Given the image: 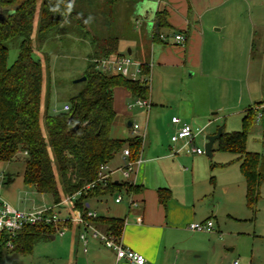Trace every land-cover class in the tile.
Masks as SVG:
<instances>
[{
  "label": "crops",
  "instance_id": "crops-1",
  "mask_svg": "<svg viewBox=\"0 0 264 264\" xmlns=\"http://www.w3.org/2000/svg\"><path fill=\"white\" fill-rule=\"evenodd\" d=\"M93 1L94 0H84L79 6L80 8H90L94 6ZM125 1L129 2V4L131 3L132 8H134L133 16L137 18L132 28L133 33L131 36L123 37L119 32V27L122 28L123 25L121 23L115 24L114 21L110 22V20L106 19L104 16H101L98 22H91V20H89L85 29H76L75 27V29H73L74 32H71V36L70 34H66L67 30H65V35H67L66 37L68 39V41L66 40V44H68L69 47H64L63 53L65 54L64 56H67L66 59H70L68 64H65L68 67L66 69L83 75L90 59L92 57H99L97 55L99 54L98 49L101 47L103 40L110 35L117 36L119 39V55L134 57L135 53L136 56L134 58L136 61L142 64L148 62L151 67V95L149 98L151 105L149 109L151 113L153 112V116L155 117L158 116L159 112H162V110L154 111L152 106L155 100H164L165 103H167V98L165 96L156 95V90H153V87L156 89V84L154 86V83H165V80L170 83L171 75L168 70L172 66L182 69L181 83H187V81L191 83V80L196 79L198 73H200V81L198 82L197 80L196 82L202 83L203 81L207 84L205 85L206 90L211 94V87L214 85L211 78L215 77L213 73L217 71L216 65L212 64V52L215 53L217 51V43L226 41L227 45L231 48L236 45L239 47L240 51L243 49V52L240 53V55H242V53L245 54L248 51L247 40H250L251 52V50L253 51L254 49L253 39L257 36V29H264V19L261 17L253 20L250 32H248L247 28L245 29L242 27V23H240L239 19L234 15V11L241 10L242 3L245 2L244 0ZM95 6L103 8L104 5L100 1V3L96 2ZM164 9L169 13V27L158 31L156 27V14L158 11ZM85 12L88 13L86 10ZM62 26H64V24ZM158 32L160 33V37L155 39L154 35ZM177 34L185 35L186 43L184 45L176 40L175 36ZM33 37H35V34ZM235 41L238 43L235 44ZM241 41H243L242 47ZM34 45H36L35 41ZM123 46L124 48H122ZM147 46L148 51L146 52L145 47ZM44 48V51H48V55H46L48 56V63L45 54L35 48V55L37 58L41 59L44 69L41 105V123L43 130L46 83L48 77L46 67L51 66V69L48 71H52L50 77L53 82V71H57V61L61 56H59V52L56 48L51 49L46 46H44ZM219 78L222 79L221 77ZM220 84L221 93H226L231 88L230 85ZM240 84L241 88L244 86V88H246L245 90L248 91L250 102L254 105L259 103L255 99L256 96L255 94L253 95L249 83ZM188 92L190 94V96H188L189 100L180 99L178 101V107L174 110L172 109L171 118L167 121V132L170 136H172L176 130V125L172 123V117H180L183 121L189 123L187 119L191 112L197 114L199 113L198 111H200L202 115H206L207 111L214 109V107H217V110L225 107L224 100H220L218 106H212L213 104L208 102L211 96L206 98L207 101H203L204 108L202 112V108H200L199 105H196L197 108L195 106H181V104L184 103L190 105L194 102L198 103L195 98L194 90L190 88ZM55 97L52 91L50 110L52 113L56 114L62 111L63 106L69 104V101H65L61 105L60 110L57 105L59 102ZM133 100L134 99L131 98V94L127 89L124 87L115 88L114 108L117 112V117L119 115H127L126 121H128L127 126L131 129V137L139 135L134 133L133 123L135 122L130 120L129 107L131 106L129 105ZM160 103L162 104L164 102L160 101ZM209 122H211V120ZM143 131L146 138L152 136L155 138L156 142L150 141L148 144H144L143 142V148L140 153L141 163L131 177L132 183L139 187V191L131 195L127 192L114 194L113 202L117 206V212H114L115 215L108 214L112 210L110 201L107 198L109 195L93 197L88 201L87 205L90 210L96 212L98 216L123 219L125 221L121 236L123 245L143 254L147 259V264H194L198 259L206 257V253L204 251L202 252V248L204 247L206 239H208V241L212 239V236L209 237L208 235L220 232L216 229L210 233L194 232L187 228L192 222H206L208 220L217 222L218 212L214 204V202L216 203V200L214 201V191L217 185L215 175L211 176L209 186L205 185L207 183L199 184L197 180L207 176L205 174L207 164L203 158L198 157L204 153H188L186 152V148L181 150L184 144L183 142L173 143L171 139V145L168 144L162 147L160 144V142H162L160 140V133L157 128L154 129V131L147 129L148 132L146 133V128L143 127ZM111 136L113 138H119L113 136L112 132ZM172 144H178V146H173ZM261 155L264 156V154ZM235 156L238 158L237 155ZM196 157L198 158L196 159ZM237 158L234 163H237L239 171L241 172L240 161H238ZM122 164L123 152L121 151L108 165L110 168L116 169ZM182 164L188 167L182 166ZM218 164L221 168H226V166H228L222 165L221 163ZM211 165L212 170L217 166L214 162H212ZM114 178L115 181H124L119 173L116 174ZM10 180L8 177V182ZM243 180L241 184L245 186L246 196L247 183L244 176ZM262 188H264V184L260 185V190ZM161 189L169 190L170 192V196L166 199V202L160 200L159 191ZM225 192H228L227 188H225ZM119 195L122 196V201L116 202V198ZM260 195L261 192L259 196ZM61 197V204L43 205L24 211L52 207L61 213L62 216H65L68 214V208L66 207L67 198L62 192ZM209 198L213 200V203L209 201ZM258 199H260V197ZM130 200H134L136 204H130ZM93 204L98 207V210L93 208ZM99 207H101V209H103L102 211L106 212L107 215L100 214ZM82 233L83 229L81 227L73 226L61 238L63 239L62 245L66 248L65 255L68 264H131L124 260H118L114 250L107 248L103 243L90 237V231L86 232L89 240L87 247H84L80 239V234ZM56 238L57 234H54L50 239L56 240ZM203 254L204 256H202ZM235 262L232 264H235Z\"/></svg>",
  "mask_w": 264,
  "mask_h": 264
},
{
  "label": "trees",
  "instance_id": "trees-1",
  "mask_svg": "<svg viewBox=\"0 0 264 264\" xmlns=\"http://www.w3.org/2000/svg\"><path fill=\"white\" fill-rule=\"evenodd\" d=\"M83 1L0 0V15L3 17L0 19V161L11 162L23 154L25 184L33 186L39 193L52 196L55 205L61 203L62 192L70 199L72 208L79 209L89 224L120 238L125 221L114 217H89L88 201L93 197L121 192L137 193L139 187L126 181L109 180L105 185L97 183L85 190L87 185L97 181L101 167L109 164L124 148L130 149L132 159L138 158L143 148V137L140 135L126 139L111 136L117 118L114 90L124 87L132 99H149L150 85L142 77L132 80L121 74L102 72L93 61L99 57L119 55L117 36L110 35L104 39L101 49H98L99 57L90 59L83 74L87 80L70 99V111L51 112L53 83L48 73L44 130L41 123L44 69L41 59L35 55V48L48 55L44 46H49L52 39L47 34L61 28L65 20L85 29L89 15L79 7ZM109 1L113 4L112 9L119 0ZM168 16L166 9L157 12L158 31L169 27ZM154 36L159 38L160 33ZM16 39H20L18 57L9 66V43ZM47 59L48 56V63ZM149 71V63L144 62L143 74L148 75ZM261 104L256 103L247 109L242 131L226 133L223 129V135L218 140L220 151L238 156L247 183L246 198L250 209L258 201L260 185L264 182V156L247 150L248 132L256 121L255 108ZM77 122L80 127L73 133L70 129ZM159 196L162 202H166L170 192L161 189ZM68 225L71 227V224ZM54 234V224L26 226L13 239L14 249L0 247V258L5 252L31 254L37 242Z\"/></svg>",
  "mask_w": 264,
  "mask_h": 264
},
{
  "label": "rangeland",
  "instance_id": "rangeland-1",
  "mask_svg": "<svg viewBox=\"0 0 264 264\" xmlns=\"http://www.w3.org/2000/svg\"><path fill=\"white\" fill-rule=\"evenodd\" d=\"M100 1L104 5L103 8L95 6V3H100ZM244 1L245 2L242 1L241 10L234 11V15L239 19V22L242 23V27L245 29L247 28L248 32H250L253 20L260 17L264 19V0ZM39 2H41V0H39ZM77 5L78 4H76V6ZM93 5L94 6L88 7L87 9L82 8L83 11H88L89 20H91V22H98V19L104 16L106 19L110 20V22L114 21L115 24L121 23L123 25L122 28L119 27V32L123 37L131 36L133 33L132 28L137 21V18L133 16L134 8H132L131 3L129 4V2L125 0H119L112 8L113 10L110 8L113 4H111L109 0H94ZM63 24L64 26H62ZM62 25L61 28L47 34V36L52 39L50 45L47 47H51V49L56 48L59 52V56L61 55L59 57L60 59L57 61V71H53L54 80L52 82V91L59 102V104H57L59 108L65 101H70V99L83 87L84 83H74L75 79L83 75L66 69L68 67L65 64H68L70 59H66L67 56H64L65 54L63 53L64 47H69V45L66 44L68 39L66 37L67 35H65V30H67L66 34H70L71 36V32H74L73 29H75V27L77 29L78 27L71 21L66 20ZM256 32L257 36L253 39V51L251 50L250 52V40L248 39V51L245 54L242 53V55H240V53L243 52V49L240 51L239 47L236 45L231 48L227 45L226 41L217 43V51L215 53L212 52V64L216 65L217 71L213 73L215 77L211 78L214 84L211 87V94L206 90L205 85L207 84L203 81L202 83L196 82L197 80L198 82L200 81V73H198L196 79L191 80V83L188 81L187 83H181L182 69L172 66L168 70L171 75L170 83L166 80L165 83H154V86L156 84V89L153 87V90H156V95L165 96L167 98V103H165L164 100H155L152 106L154 111L162 110V112H159L158 116H153V112L151 113L150 109H140L137 106H133L134 100L130 103V120L141 126L139 130L140 136L143 135V127L146 128V133L148 132L147 129L154 131V129L157 128L160 133V140L162 141L160 144L163 147L164 145H171L172 143L170 142L171 136L168 134L166 126L168 119L171 118L172 109L174 110L178 107V101L180 99L189 100L188 96H190V94L188 90H190V88L194 90L195 98L198 103L194 102L191 105L184 103L181 104V106H195L197 108L199 105V107L202 108V112L204 108L203 101H207L206 98L209 96H211V98L208 102H211V104H213L212 106H218L220 100L225 101V107L223 109L217 110V107H214V109L209 111L206 110V115H202L200 111H198L199 113L197 114L191 112L187 119L193 126L203 128V131L195 138L194 146L204 151V154L198 157L203 158L207 164L205 171L207 176L197 180V182L199 184L207 183L205 185L209 186L211 176L215 175L217 185L216 190L213 191L214 201L216 200L214 204L218 212V223L214 221V224L215 229L220 231L208 235L209 237L212 236V239L210 241L206 239L204 247L202 248V252L204 251L206 253V257L198 259L194 264H232L235 261H238L239 264H264V188L260 190V199L255 202L254 208H248L246 205L245 186L241 184L243 176L239 171L237 163H234L237 157L234 154L220 151L218 149V141L214 144L213 158L210 159L205 154L206 136L217 133L219 128L224 129L226 133L242 131L243 118L247 109L255 106L250 102L248 91L245 90L246 88H244V86L241 88L240 83H249L253 95L255 94L256 96L255 99L257 102L264 104V29H257ZM19 43L20 39H16L9 43V66H11L18 57ZM234 43L237 44L238 42L235 41ZM242 44L243 41H241V47ZM122 48H124V46ZM145 48L147 52L148 46ZM135 56L134 53V57ZM134 57L132 58L136 60ZM47 67V75L48 73L49 75L52 74V71H48L51 69V66ZM149 72L151 73V67ZM220 83L223 85H230L231 88L228 92L221 93ZM160 101L164 103L161 104ZM126 119L127 115H119L117 117L116 123L111 131L113 136L123 139L131 137V129L127 126L128 121H126ZM210 120L211 122H209ZM150 141L156 142L155 138L152 136L150 138H143L144 144H148ZM172 145L178 146V144ZM247 149L250 152L264 154V117L261 122L255 121L249 130ZM198 157H196V159ZM212 162L217 164L214 170L211 169ZM218 163L228 166H226V168H221ZM182 166L188 167L185 164H182ZM0 171L4 172L11 179L6 184L0 185V194L16 209L31 210L39 206L54 204L52 196L39 193L33 186L24 183L25 162L23 154H19L17 158L11 162L0 161ZM262 184H264V182H262ZM225 188L228 189V192H225ZM107 198L112 207V210L108 214L113 215L114 212H117V206L113 202L114 195H109ZM209 201L213 203V200H210V198ZM92 206L98 210L96 205L93 204ZM99 208L100 214L107 215L106 212L102 211L103 209H101V207ZM61 238L62 236L57 235L56 240L49 238L37 242L31 254L23 255L16 252H5L0 258V264H68L65 255L66 248L62 245L63 239ZM95 240L101 242L98 239ZM202 256H204V254Z\"/></svg>",
  "mask_w": 264,
  "mask_h": 264
},
{
  "label": "built area",
  "instance_id": "built-area-1",
  "mask_svg": "<svg viewBox=\"0 0 264 264\" xmlns=\"http://www.w3.org/2000/svg\"><path fill=\"white\" fill-rule=\"evenodd\" d=\"M175 38L182 45L186 43V37L184 34H177ZM93 61L96 63V68L102 72L121 74L122 76L132 80H137L142 77L144 81L150 85V74L144 75L143 64L134 60L129 55L103 57L94 59ZM150 105L149 99H134L133 106L149 109ZM70 109V104H65L62 111L68 112ZM255 109L256 122H261L264 117V104L256 106ZM172 123L176 125V130L171 136V141L173 143L183 142L184 144L182 145L181 150L186 148V152L188 153H204L201 148L194 146V140L203 131V128L194 127L177 116L172 117ZM133 129L135 134H139L141 126L138 123H133ZM141 137L145 138V133ZM122 152L123 164L116 169L110 168L108 164L103 165L100 169L97 181L87 185L85 190L95 187L97 183L105 185L109 180L114 181V177L118 173L122 176L124 181L132 183L131 177L141 163V154H139L138 158L132 159V152L128 147L124 148ZM7 182L8 176L4 172L0 171V185H4ZM129 194L131 195L132 193ZM121 201L122 196L119 195L116 198V202ZM130 204L136 203L134 200H130ZM66 207L68 208V214L65 216H62L61 213L52 207H43L33 211H24L16 209L0 194V247H4L6 250L14 249L15 244L13 239L17 237L20 231L29 225L34 226L40 223L54 224L56 227V234L59 236H64L73 226H79L83 229V233L80 234V239L84 247H87L89 240L86 232L90 231V237L100 240L107 248L114 250L118 260H124L131 264H147L146 257L143 254L124 246L121 241V237L117 238L112 234H108L89 224V222L84 219V216L79 209L72 208L69 198H67ZM51 210L52 213H49ZM88 216L97 217L98 215L96 212L89 210ZM68 224H71V227ZM187 228L194 232L210 233L215 230V224L213 220H208L206 222H192ZM235 264H238V261H236Z\"/></svg>",
  "mask_w": 264,
  "mask_h": 264
},
{
  "label": "water",
  "instance_id": "water-1",
  "mask_svg": "<svg viewBox=\"0 0 264 264\" xmlns=\"http://www.w3.org/2000/svg\"><path fill=\"white\" fill-rule=\"evenodd\" d=\"M0 19H3V17L0 15ZM87 80V76L83 75L78 79L74 80V83H80V82H85ZM72 119V117H70ZM80 127V123L77 122L73 127H71V132L76 133ZM223 129L219 128L218 132L212 135L206 136L207 142L205 144V154L212 159L213 158V146L216 141H218L221 136L223 135ZM53 238V237H52Z\"/></svg>",
  "mask_w": 264,
  "mask_h": 264
}]
</instances>
